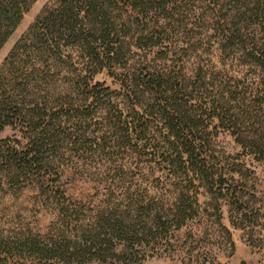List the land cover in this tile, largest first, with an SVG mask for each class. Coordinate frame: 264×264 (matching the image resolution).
Here are the masks:
<instances>
[{
  "label": "trees",
  "instance_id": "obj_1",
  "mask_svg": "<svg viewBox=\"0 0 264 264\" xmlns=\"http://www.w3.org/2000/svg\"><path fill=\"white\" fill-rule=\"evenodd\" d=\"M35 1L0 0V49ZM181 1L53 0L0 67V191L37 181L44 194L66 199L64 190L48 182L60 180L59 163L109 152L112 145L121 148L131 137L165 176L127 177L116 166L102 180L103 198L88 214L62 205L70 228L61 242L40 246L28 239L27 248L41 263L144 264L155 255H179L183 264H219L213 253L217 237L224 235L234 247L222 222L223 200L232 210L255 198L239 187L247 186L244 163L264 167V80L247 88L225 86L203 104L194 96L196 84L207 79L203 68L191 81L152 64H130L135 48L174 45L164 36L175 32L172 23L183 21ZM230 2L232 10L220 9L227 27L214 28L219 49L225 53L238 45L243 58L262 65L264 0ZM103 72L119 77L133 113L116 106L117 113L107 104L113 91L95 81ZM93 107L107 130L91 129ZM150 116L160 117L167 133L152 132ZM205 116L228 124L240 149L241 164L229 172L215 168L212 134L200 128ZM7 130L15 134L5 136ZM231 221L241 226L232 215Z\"/></svg>",
  "mask_w": 264,
  "mask_h": 264
},
{
  "label": "rangeland",
  "instance_id": "obj_2",
  "mask_svg": "<svg viewBox=\"0 0 264 264\" xmlns=\"http://www.w3.org/2000/svg\"><path fill=\"white\" fill-rule=\"evenodd\" d=\"M52 3L53 0H36L33 3L0 49V67L18 39L34 23L41 11ZM181 3L183 21L178 24L172 23L175 32L169 37L164 36L167 44L169 43L167 40H171L174 45L166 49L167 46L165 47L164 44L163 48L155 47L148 51L135 48L130 57V64H152L160 70L173 72L175 75L178 72L185 74L187 78H191V81L194 80L193 76L199 68H203V75L207 79L205 83L196 84L197 91L194 93V96L201 98L203 104L207 100H212L214 93L225 86L240 85L242 88H247L252 83L264 80V63L256 65L253 59L243 58L238 45L222 53L213 35L215 27L220 25L227 27L228 24L225 23L227 19L224 18L226 13L220 9L225 7L227 10H232L233 2L184 0ZM190 7L195 13L191 10L186 11V8ZM255 25L256 23L253 26ZM142 71L144 74L147 72L144 66ZM95 81L103 82L113 91L112 99L107 104L115 112L118 113L116 106L132 111L129 109L130 101L126 98V91L119 77L103 72L96 76ZM199 86L203 88L199 89ZM153 106L157 108V101L153 102ZM94 109L96 112L92 114L94 121L91 129L107 130L109 126L103 120L102 114L97 112V108L93 107L92 110ZM149 118L153 122L152 132L167 133L160 117ZM205 119L200 128L212 134L211 149L216 157L213 159L215 168L219 172L222 170L229 172L236 164H241L239 157L236 156L240 149L228 135V124L223 125L216 118ZM13 134L15 133L11 130L5 132V136H13ZM131 138V144L121 148L112 145L109 152L97 153L93 156L78 154L71 159L66 157L67 161L59 163L57 170L61 172L60 180L56 183L54 179L48 182L51 186L64 190L66 199L58 194H44L37 181H26L19 187L6 185L4 190L0 191V264H44L31 254L25 243L30 238H35L40 246L61 242L63 235L68 233L70 228L67 217L60 211L61 208L63 209L62 205H70L71 208L80 207V210L85 208L83 214H88L94 204L103 198L100 194L102 188L99 186L108 172L116 166H122L127 177L149 178L151 181L164 176L161 168L154 169L153 165H150V156L142 150V143H137L133 137ZM243 165L242 168L248 176V179L244 180L247 186L240 185L239 189L244 190L248 196L254 195L255 198L249 203L250 206L238 204L232 207V210L230 204L223 200L222 222L231 231L234 247L224 235L220 234L217 237L213 253L219 264H241L242 260H245L246 264H264V167L254 161H248ZM202 200H205V197H202ZM243 212L246 214L244 221L240 219L243 217ZM231 215L242 227L233 225ZM48 264L66 263L58 260L50 261ZM144 264H183V262L179 255L174 257L155 255L148 258Z\"/></svg>",
  "mask_w": 264,
  "mask_h": 264
},
{
  "label": "water",
  "instance_id": "obj_3",
  "mask_svg": "<svg viewBox=\"0 0 264 264\" xmlns=\"http://www.w3.org/2000/svg\"><path fill=\"white\" fill-rule=\"evenodd\" d=\"M241 264H246V261H245V260H242V261H241Z\"/></svg>",
  "mask_w": 264,
  "mask_h": 264
}]
</instances>
